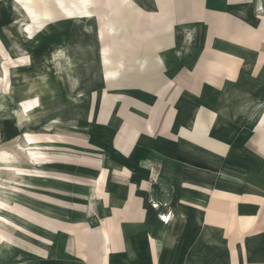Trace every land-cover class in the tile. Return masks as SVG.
Instances as JSON below:
<instances>
[{
  "label": "crops",
  "instance_id": "crops-1",
  "mask_svg": "<svg viewBox=\"0 0 264 264\" xmlns=\"http://www.w3.org/2000/svg\"><path fill=\"white\" fill-rule=\"evenodd\" d=\"M114 4L126 12L112 13L109 19ZM58 5L61 13L46 12L44 26L65 16L95 14L102 66L108 71L100 73L91 118L103 144L124 162L126 201L110 207L97 223L83 222L86 237L79 235L74 247L67 231L54 236L58 232L30 222L28 212L37 209L17 198L62 206L71 203L65 198H76L85 204L72 205L93 207L94 217L97 201L107 204V169L87 180L93 184L86 193L73 194L34 182L32 170L37 174V164L47 167L46 159L30 157L33 167L25 168L8 148H0V170L14 176L0 178V186L14 191L0 194L11 205L0 213V227L13 228L9 237L0 233V264H264V107L245 109V102L264 100V0H84L72 8ZM11 16L13 38L29 33L33 38L37 31L16 29L22 18ZM244 54L255 57L247 62ZM0 57L5 88L0 93L7 94L6 69L22 68L23 63L12 61L23 59L11 56L1 31ZM18 104L34 114L42 106L36 95ZM19 113L16 125L24 130L20 124L29 121L20 122ZM23 130L28 156L27 149L39 141ZM21 148L25 146L18 144L11 152ZM113 176L118 181V174ZM16 207L25 210L17 212ZM45 216L52 220V215ZM22 228L36 235L38 229L46 237V244L24 237L44 248L45 256L15 247Z\"/></svg>",
  "mask_w": 264,
  "mask_h": 264
},
{
  "label": "rangeland",
  "instance_id": "rangeland-1",
  "mask_svg": "<svg viewBox=\"0 0 264 264\" xmlns=\"http://www.w3.org/2000/svg\"><path fill=\"white\" fill-rule=\"evenodd\" d=\"M83 1L31 0L25 5L20 2L15 5L12 0H0V31L3 42L6 48L10 49L12 57L23 59L21 62L13 59V64L21 66L23 63V66L12 72L7 95L0 93V131L3 137V139L0 138V148H8V151L25 168L31 166L28 161L30 157H37L39 161L46 159L47 167L44 165L39 167L37 164L38 168L35 170L37 174H34V170H32L33 176L37 179L34 182L39 186L57 187L73 194L86 193L90 184H93V182L87 184V180L96 178L100 168H105L108 171V180L105 185L108 192L107 204L104 205L101 199L98 200V208L95 210L94 217L90 216L94 210L93 207L72 205V203L85 204L84 200L76 198H65L71 203L63 206L58 202L48 203V205L44 201H32L22 196L17 198L22 204L37 209L36 212H28L30 222L48 233L58 232L54 236H60V232L67 231L72 237L74 247L78 246V241L81 239L79 235L83 233L86 237L87 233H84L83 228L81 229V227L86 226L83 222L90 223V225L93 222L97 223L99 216H108L110 207L122 205L126 201V186L122 180L125 173L124 162L117 160L109 152L106 142L103 144L104 140L99 137L101 135L94 127L91 118L95 93L100 87V73L102 71L105 74L108 71L106 66H102L101 42L98 39L95 14L91 13L89 18L65 16L44 26L47 20L46 12L52 10L54 13H61L58 2H63L66 7L72 8V3L76 7L77 4L81 6ZM119 1L122 2V0ZM137 1L142 2V0ZM113 2L115 3L116 0ZM116 6L115 4L110 5V10L108 9L109 19L112 13L121 12L124 14L126 12L125 8L119 9ZM89 10L93 11L91 7ZM17 11H20L23 18ZM14 13L22 18V21L17 22L14 27L21 30L23 24L28 25L31 30L37 31L33 38H29L30 33L25 37L13 38L8 30V24L12 19L11 14ZM27 55L31 58V65L25 59L28 57ZM244 56L247 62L255 57L253 54H244ZM109 58L111 60L110 47ZM1 59L2 57H0V63ZM9 65L6 64V66ZM0 90L5 91L3 83H0ZM79 93L81 96L77 97L80 95ZM34 95L39 97L42 106L35 112L33 122L20 124L26 127L24 130L20 129L16 125L19 113L17 110L18 102L25 97ZM263 101L245 102V109L249 110L255 107V109L262 111ZM254 104L256 105L253 106ZM22 130L29 131V134L31 131L30 135L39 141L37 148H34L37 151L40 150L39 156H27L25 154L24 150L28 146ZM46 141L50 142H47V147H44ZM18 144L21 147L25 146V148L16 149L17 152H14L16 154H13L11 148L17 147ZM114 174H118V181L114 178ZM59 176L62 181L56 180ZM45 177L52 179L44 180ZM0 178L11 180L14 179V176L0 170ZM8 191L11 194L14 192L0 186L1 196ZM11 194L7 199L12 200ZM56 197L57 199H64ZM80 198L83 199L84 197ZM85 199L87 200V198ZM76 208L79 209L75 210ZM15 210L23 212L25 209L16 207ZM45 213L52 215V220H49ZM77 221L81 222L72 224ZM12 230L13 228L8 225L4 229L0 227V233L7 237L12 235ZM19 232L21 242L15 247L25 250H21L25 254H27L26 251H29L41 256L46 255L44 248L37 247L40 245L33 246L24 239L27 237L36 239L42 244L48 243L45 236H39L43 234L38 229L36 233L39 235L31 231L29 233V230Z\"/></svg>",
  "mask_w": 264,
  "mask_h": 264
},
{
  "label": "bare ground",
  "instance_id": "bare-ground-1",
  "mask_svg": "<svg viewBox=\"0 0 264 264\" xmlns=\"http://www.w3.org/2000/svg\"><path fill=\"white\" fill-rule=\"evenodd\" d=\"M13 1V3L15 4V5H17V3L18 2H20L21 4H23V5H25V4H28V3H30V1L31 0H12ZM18 12V11H17ZM15 14V13H14ZM17 16V15H16ZM30 27L28 26V25H23L22 26V30L23 31H28V29H29ZM11 69H17V67H13V66H10V67H8L7 69H6V74H7V78H8V83H9V86H10V77H11V73H10V71H11ZM0 74H1V77L0 78H3L4 77V73H3V70H2V68H0ZM49 81V80H48ZM45 83V82H44ZM2 95H5V94H3V93H1ZM7 95V94H6ZM18 106H19V108H20V113H19V115H20V122L21 121H30V120H32L33 119V117H34V113L33 112H26L25 111V109L20 105V104H18ZM49 126V125H48ZM26 131V130H25ZM27 132V131H26ZM25 132V133H26ZM37 145H33V149L32 150H30V151H28L27 150V154H28V156H39L41 153L39 152V151H37V150H35L34 148H37L36 147ZM39 159V158H38ZM43 163V162H42ZM20 177V176H19ZM3 183V182H2ZM6 206H11V205H8V204H6L5 202H3L2 200H0V213H2V212H4V213H7V209H6ZM0 216H2L1 214H0ZM5 219V218H4ZM10 220V219H9ZM11 221V220H10ZM20 230H22V231H26L25 229H20Z\"/></svg>",
  "mask_w": 264,
  "mask_h": 264
}]
</instances>
